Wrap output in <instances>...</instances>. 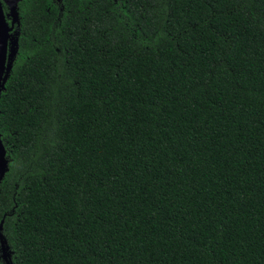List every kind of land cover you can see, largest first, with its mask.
I'll use <instances>...</instances> for the list:
<instances>
[{
    "label": "trees",
    "instance_id": "obj_1",
    "mask_svg": "<svg viewBox=\"0 0 264 264\" xmlns=\"http://www.w3.org/2000/svg\"><path fill=\"white\" fill-rule=\"evenodd\" d=\"M17 7L10 263L264 264V0Z\"/></svg>",
    "mask_w": 264,
    "mask_h": 264
},
{
    "label": "water",
    "instance_id": "obj_2",
    "mask_svg": "<svg viewBox=\"0 0 264 264\" xmlns=\"http://www.w3.org/2000/svg\"><path fill=\"white\" fill-rule=\"evenodd\" d=\"M20 1L22 0H0V101L19 47V37L13 34L12 31L15 25L20 22V15L17 7ZM4 4L8 6V12L5 11ZM8 19H11V22H9ZM7 169V149L3 142L0 128V181L6 174ZM2 228L3 222L0 224V241L6 264H11L8 259L9 253L7 252L8 247L5 244L6 240L1 232Z\"/></svg>",
    "mask_w": 264,
    "mask_h": 264
},
{
    "label": "flooded vegetation",
    "instance_id": "obj_3",
    "mask_svg": "<svg viewBox=\"0 0 264 264\" xmlns=\"http://www.w3.org/2000/svg\"><path fill=\"white\" fill-rule=\"evenodd\" d=\"M8 20H9V22H11V19H8ZM15 26H16V25H15ZM14 30H15V27H14V29H13V31H12L13 34H15V31H14Z\"/></svg>",
    "mask_w": 264,
    "mask_h": 264
}]
</instances>
